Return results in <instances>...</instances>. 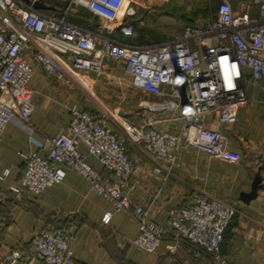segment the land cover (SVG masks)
Returning a JSON list of instances; mask_svg holds the SVG:
<instances>
[{"label": "built area", "instance_id": "2783aa9c", "mask_svg": "<svg viewBox=\"0 0 264 264\" xmlns=\"http://www.w3.org/2000/svg\"><path fill=\"white\" fill-rule=\"evenodd\" d=\"M34 1L0 0V139L11 115L31 124L28 81L37 66L57 79L77 81L86 87V74L101 73L103 59L108 57L123 64L135 88L164 94L170 98L167 104L180 109L182 129L178 133L128 126L124 132L129 140L170 163L175 160L177 147L184 144L218 159L239 158L238 147L221 130L205 126L204 121L210 116L221 123L236 121L237 108L248 100L246 69L253 79L264 80V0H245L240 9H235L231 0H218L213 20L188 25L172 39L146 44L110 36L115 30L133 34L132 25L122 23L125 16L135 12L126 0H69L61 14L39 9ZM79 6L98 17L93 29L67 18L68 11ZM68 111L65 130L40 142L45 154L22 153L25 169L12 189L37 194L73 169L85 177L89 190L110 200L115 209L128 207L125 187L135 165L124 140L94 112L75 104ZM81 143L115 180L86 162L79 150ZM160 170L157 165L155 171ZM261 201L264 207V187ZM233 213L234 207L227 201L196 191L172 213L170 224L176 238L183 237L195 245V254H208L216 264H227L220 243ZM110 216L106 212L102 220L107 223ZM133 216L138 229L132 242L139 249L154 250L164 238V229L148 218L141 204L133 205ZM21 257L19 250L3 255L7 264H16ZM25 259L37 264H75L72 237L63 228H40L30 240Z\"/></svg>", "mask_w": 264, "mask_h": 264}, {"label": "crops", "instance_id": "0c3cea01", "mask_svg": "<svg viewBox=\"0 0 264 264\" xmlns=\"http://www.w3.org/2000/svg\"><path fill=\"white\" fill-rule=\"evenodd\" d=\"M231 1L235 9H240L245 0ZM251 9L255 11L253 6ZM43 10L49 12V9ZM110 36L131 42L116 31ZM103 61L101 73L86 74V87L77 81L57 79L37 66L28 81L32 91L31 124L17 115L8 119L0 139V264H7L3 255L14 250L22 254L16 264H37L35 260L25 259V252L34 234L43 227L63 228L69 232L75 264H216L208 254H195L192 242L176 238V231L170 224L172 213L196 191L219 197L234 207L220 243V252L227 264H264V207L261 201L264 80L253 79L246 69L244 87L248 100L237 108L236 121L221 123L215 116L204 121L205 126L221 130L227 140L238 147V159H218L184 144L177 147L175 160L170 163L146 151L142 144L129 140L124 128L146 126L178 133L182 129L180 109L167 104L170 98L164 94L143 93L135 88L121 62L108 57ZM113 91H119L125 101L123 106H114L121 119L118 125L114 123L118 127H114V132L124 140L135 165L125 187L130 200L128 207L115 209L110 200L89 190L85 177L73 169H68L61 181L37 194L27 189L20 192L12 189L25 169L22 153L45 154L46 149L40 147V142L65 130L69 106L75 104L80 109L92 111L99 119L110 123L102 108L94 105L92 109L93 99L88 98V92L111 100L115 95ZM152 102L163 105L156 107ZM107 111L112 114L110 108ZM79 150L85 154L87 163L104 177L115 180L112 173L87 152L85 144L81 143ZM157 165L161 167L159 172L155 171ZM257 174L260 187L256 195L248 196ZM136 203L143 205L148 218L165 231L164 238L152 251L139 249L132 242L138 229L133 216ZM106 212L111 213L107 223L102 220Z\"/></svg>", "mask_w": 264, "mask_h": 264}, {"label": "rangeland", "instance_id": "374dc122", "mask_svg": "<svg viewBox=\"0 0 264 264\" xmlns=\"http://www.w3.org/2000/svg\"><path fill=\"white\" fill-rule=\"evenodd\" d=\"M50 1L66 6L69 0ZM136 1L138 2L136 3ZM150 1L151 0H126L127 6H131V8L137 10L136 17L142 20V24L139 26L142 31L140 36H142L144 42L154 43L174 38L187 24L192 22V16L184 12V9L192 0H152L151 3ZM113 88L115 89L116 87ZM114 94L115 95L111 96V100H104L88 92V98L93 99V104L91 103L92 109L96 106L97 108H102L106 112L108 117L107 121L110 122L108 125L115 130L114 127L116 126L114 123L117 124V121L121 119L115 113L114 106H123L125 101L120 96L119 91L114 92ZM91 104L89 103V105ZM108 108L111 109L112 114L107 111Z\"/></svg>", "mask_w": 264, "mask_h": 264}, {"label": "trees", "instance_id": "16d2710c", "mask_svg": "<svg viewBox=\"0 0 264 264\" xmlns=\"http://www.w3.org/2000/svg\"><path fill=\"white\" fill-rule=\"evenodd\" d=\"M52 6L49 9V12L61 14L66 6L59 5L58 3L52 2L50 4ZM218 6V0H192L189 5L184 9V12L188 15L192 16L191 23L187 25H196V24H205L211 20H213L216 16ZM137 10H135L133 15L125 16L123 18L122 23H130L133 28L132 35H124L126 39L130 38V43H143V38L140 36L141 28L139 25L142 24V20L139 17H136ZM67 18L78 25L84 26L86 28L93 29L98 21V17L93 14L91 11L84 7H77L75 10H69L67 14ZM186 25V26H187ZM117 33L121 34L119 31L115 30ZM113 31V32H115ZM112 32V33H113ZM182 30L179 32V34ZM123 35V34H121ZM132 38V39H131ZM149 43V42H145Z\"/></svg>", "mask_w": 264, "mask_h": 264}, {"label": "water", "instance_id": "95a60500", "mask_svg": "<svg viewBox=\"0 0 264 264\" xmlns=\"http://www.w3.org/2000/svg\"><path fill=\"white\" fill-rule=\"evenodd\" d=\"M34 6L39 9H50L51 5L47 4L43 0H35ZM260 187V176L257 174L252 182L251 191L248 193V196H254L257 193L258 188Z\"/></svg>", "mask_w": 264, "mask_h": 264}]
</instances>
